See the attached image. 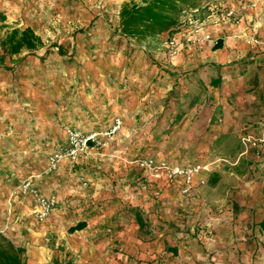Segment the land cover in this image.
Instances as JSON below:
<instances>
[{
    "label": "crops",
    "instance_id": "obj_1",
    "mask_svg": "<svg viewBox=\"0 0 264 264\" xmlns=\"http://www.w3.org/2000/svg\"><path fill=\"white\" fill-rule=\"evenodd\" d=\"M196 22L172 34L181 41L176 54L167 45L155 47L161 62L145 69L147 91L141 101L131 96L121 116L130 125L137 117L145 120L150 134L159 121L184 112L175 132L192 137L188 146H196V162L210 169L201 174L207 185L185 196L179 183L152 179L135 165L133 139L123 144L121 133L111 147L91 146L75 161L63 159L54 171L48 162L50 174L33 182L43 194L57 195L58 207H64L50 219L55 223L29 231L30 241L17 242L13 215L0 212V232L26 249V264H58V257L67 264H264V157L241 144L235 160L207 162L210 144L202 141L264 133V0L254 6L241 2ZM217 40L222 47H214ZM216 78L219 84L211 85ZM171 89L176 94L168 97ZM127 131L132 134L134 127ZM159 155L151 154L158 161L187 162L182 156L175 160L170 147ZM183 212L193 221L189 233L178 228ZM79 221H86L85 227L70 232ZM49 233H56L57 245Z\"/></svg>",
    "mask_w": 264,
    "mask_h": 264
},
{
    "label": "rangeland",
    "instance_id": "obj_2",
    "mask_svg": "<svg viewBox=\"0 0 264 264\" xmlns=\"http://www.w3.org/2000/svg\"><path fill=\"white\" fill-rule=\"evenodd\" d=\"M127 1L0 0V13L5 16L0 20V43L11 27L26 26L32 27L45 42L34 53L23 51L6 56L5 64L10 69L0 66V212L13 215L11 223L16 225L13 232L17 242L30 241L29 231L55 223L50 219L64 210L60 206L46 220L37 221L32 199L17 192L19 183L50 174L46 163L64 143L68 127L103 133L116 117L123 120L121 110L126 101L133 95L141 101L147 91L146 67L161 62L154 54L155 47L166 49L170 38L176 37L169 34L147 41L125 38L119 32V11ZM257 1L260 0H199L198 8L183 13L181 25L195 26L199 24L197 20L210 14L219 16L223 10L235 8V4L254 6ZM187 90L189 94L190 89ZM168 93V97L176 94L172 89ZM173 119L159 121L157 132L149 131L150 134L143 126L145 120L139 117L131 125L130 121H123L116 133L103 139L102 146L109 147L121 133V143L133 139L138 149L136 157H159L163 149L170 147L175 160L182 156L181 161H187L181 164L196 162V146H188L192 137L175 132L178 124ZM90 126L96 129L89 130ZM130 126L134 127L132 134L127 131ZM217 139H202L210 144L206 161L219 157L235 160L240 137ZM179 223V231L189 233L193 221L188 212L182 213ZM48 236L57 245L56 233ZM62 259L59 262L57 258L58 264H67L68 260Z\"/></svg>",
    "mask_w": 264,
    "mask_h": 264
},
{
    "label": "trees",
    "instance_id": "obj_3",
    "mask_svg": "<svg viewBox=\"0 0 264 264\" xmlns=\"http://www.w3.org/2000/svg\"><path fill=\"white\" fill-rule=\"evenodd\" d=\"M199 6V0L127 1L121 5L119 11V32L125 38L135 39L137 41H147L165 32L173 34L181 25L183 13L187 9H195ZM4 19L5 16L0 13V20ZM0 44L3 49V53L0 55V66L10 69L11 67L5 64L6 56L20 54L23 51L34 53L36 50L42 48L45 42L32 27L26 26L11 27L7 30ZM57 46L59 49L63 48L61 45ZM214 47H222V41L217 40ZM219 82V78L213 79L211 85L217 86ZM183 115L184 112L178 114L173 119V123L178 124ZM192 163L199 162L183 163V165ZM134 213H136L137 220L142 225L144 223L142 217L139 216L137 211H134ZM85 225L86 221H79L77 224L71 226L69 231L74 232L80 230ZM261 227L264 229V219L261 222ZM25 250L24 247L17 246L5 234L0 232V264H26Z\"/></svg>",
    "mask_w": 264,
    "mask_h": 264
},
{
    "label": "built area",
    "instance_id": "obj_4",
    "mask_svg": "<svg viewBox=\"0 0 264 264\" xmlns=\"http://www.w3.org/2000/svg\"><path fill=\"white\" fill-rule=\"evenodd\" d=\"M227 16L234 19L232 11H229ZM167 47L173 54H176L180 49V42L176 37L170 38L167 42ZM122 124V118L116 117L112 126L103 133L96 131L85 132L75 127H68L64 143L57 147L49 156V169L51 171L56 170L60 162L65 158L75 161L91 146H102L104 144L103 139L116 133ZM241 143L246 150L252 149L264 157V133L258 135L250 132L244 133L241 136ZM134 162L136 167L144 171L152 179L179 183L183 195H190L198 186L206 184L207 178L201 177V174L210 170L207 164H174L165 160L158 161L151 155L139 156L135 158ZM17 192L32 199L34 203L33 212L37 221L46 220L60 203L57 195L43 194L34 184L32 178H26L21 181Z\"/></svg>",
    "mask_w": 264,
    "mask_h": 264
}]
</instances>
